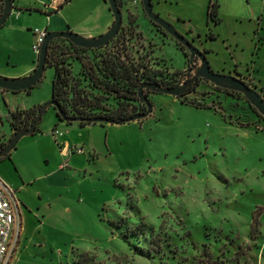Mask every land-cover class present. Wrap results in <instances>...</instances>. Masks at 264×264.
I'll use <instances>...</instances> for the list:
<instances>
[{"label": "rangeland", "instance_id": "1", "mask_svg": "<svg viewBox=\"0 0 264 264\" xmlns=\"http://www.w3.org/2000/svg\"><path fill=\"white\" fill-rule=\"evenodd\" d=\"M118 1L123 23L114 40L127 37L136 56L147 54L155 68L185 74L189 52L149 20L141 0ZM210 1L231 10L220 13V24L208 20ZM98 2L73 0L66 5L71 32L87 31L97 20ZM152 4L154 13L190 42L206 43L212 71L241 75L264 98V12L262 26L258 18L243 16L247 4L264 11V0ZM5 34L0 44L17 50L12 66L37 63L34 40L28 47L26 39ZM257 44L261 53L255 57ZM72 67L79 77L76 63ZM53 75L47 68L29 94L0 89V140L3 131L11 133L8 112L15 105L28 101L31 108L51 101ZM149 101L153 111L146 119L109 125L114 126L110 135L100 124L93 127L96 149L71 150L78 159L74 166L68 157L60 158V151L51 153L47 171L61 165L65 174H57L53 183L38 181L46 170L29 164L32 182L16 188L30 210L23 209V230L10 264H194L205 254L227 264H264V117L242 94L203 80L186 97L152 94ZM105 103L110 109L119 106L113 99ZM58 122L51 107L40 125L51 132ZM57 128L64 133L65 127ZM21 154L0 165V177L9 184L10 177L22 180L17 163L26 156ZM253 217L258 230L251 235Z\"/></svg>", "mask_w": 264, "mask_h": 264}, {"label": "trees", "instance_id": "2", "mask_svg": "<svg viewBox=\"0 0 264 264\" xmlns=\"http://www.w3.org/2000/svg\"><path fill=\"white\" fill-rule=\"evenodd\" d=\"M70 1L65 0L64 4H68ZM118 4L121 6L119 1ZM61 8L62 5L59 6L58 10ZM218 8L217 1H210L207 10L208 20L217 24L221 22ZM3 9V0H0V15L3 13ZM51 14L53 12H49V15ZM208 37L211 40L215 39L213 34H209ZM178 45L186 51L180 43ZM73 62L78 66L79 77L74 74ZM47 68L54 70L51 100L57 103L66 116L88 120L78 123L81 126L97 125L89 122L93 118L102 117L121 121L146 112L145 104L138 99V90L141 84L146 82L159 83L164 87L172 88L181 81L180 77L184 74L182 71L169 73L166 70L155 68L149 55L141 56L138 54L136 56L129 39L127 37L120 38V36L116 40L113 39L107 46L96 49L78 47L63 38L55 39L49 45ZM41 81L42 78L37 84ZM84 82L86 83L84 84ZM197 86L198 82L181 97H186L192 93ZM31 90L26 92L29 93ZM149 94L156 93H147L148 99ZM109 99L117 101L119 106L110 109L105 103ZM182 103L199 109L204 108L201 104L195 102L182 100ZM41 107L34 106L27 110L10 111L8 121L13 134L28 130L36 121ZM54 109L57 112L55 107ZM57 118L60 122H64L58 112ZM67 124L72 125L73 123L67 122ZM38 126L30 135L39 132ZM7 143L0 145L6 147ZM9 156L2 159H8ZM2 159L0 158V161ZM257 230L258 220L253 217L251 235H254ZM201 257L194 264H227L219 259L214 260L208 254Z\"/></svg>", "mask_w": 264, "mask_h": 264}, {"label": "crops", "instance_id": "3", "mask_svg": "<svg viewBox=\"0 0 264 264\" xmlns=\"http://www.w3.org/2000/svg\"><path fill=\"white\" fill-rule=\"evenodd\" d=\"M49 1L50 0H48V2L46 0H38L39 4H35V3L32 4L31 2H29V0H12V7H13L12 13L9 19L7 20L6 24L2 28H0V37L4 39L6 35L5 32L7 31L12 32L14 36H18L19 38L26 39L29 47V43H32V41L35 39V36L33 34V30H34L33 26H38L35 27V29H47L49 32L71 31L73 28L72 24L66 18L64 12L68 9V6L70 5L69 3L72 2L73 0H71L68 3L69 5L67 6V8H65L67 4L64 3L61 4L62 8L60 10H58V8H55L52 11L53 14L51 15H49L50 11L45 10L46 2L49 3ZM101 1H103V3ZM101 1L99 0L98 2L97 14L99 13V15L97 20L94 21L92 24L88 25V28L86 29L87 31H82V32L78 31L80 34H83L85 37H98L104 34L114 22V17L109 9V5L107 4L106 0H101ZM227 11H231V10L229 8L224 9V6H222L221 8L219 7L218 8L219 17H220V13H224V12L226 13ZM244 12L245 15L243 16L247 17L250 20H254L258 18V25L259 26L263 25V21H262L263 19H259L262 17V13L264 12L262 9L261 11H259L258 9L247 4L244 8ZM35 16L38 17L36 21L34 18ZM33 21L36 22V25L32 23ZM193 40L194 42H196L195 38ZM199 42L200 41H198V43ZM199 44H200L199 46L203 47L207 51L205 47L206 43L204 41L200 42ZM258 46L259 44H257L252 49L255 57L261 53L260 47ZM14 52L15 53L17 52L15 48L6 47L0 44V76L11 79H20L31 75L36 69L38 60L37 63L34 65H29V60H28L24 63L22 68L19 67V63L17 62H13L14 65L12 66L11 60L13 59ZM207 54L208 53H206V56ZM2 57L5 58L4 61H2ZM26 103L28 105H25L23 107H21L22 105L20 104L15 105V107L9 110V112L15 110L30 109L29 102L27 101ZM34 106H41V103H36ZM66 124H67L66 122L59 121L58 124L55 125V129H52L51 132L50 129L43 128L41 127V125H39L38 133L23 137L21 141L17 144L16 148L11 152L9 158L2 159L0 161V165H2L4 163L6 164L13 161L12 158L14 160L19 159L20 153L26 156L22 164L17 163L22 180L19 179L18 181L17 179H14V177H10V181L13 182L10 185L13 188H15L18 192L19 189H22L21 187L29 186V183L32 182V180L29 179V175H28L29 164L34 167L35 165L38 167H42V169L46 170L45 172H41L40 176L37 177L36 179L38 181H47L50 184L55 181V176L57 174L65 175L64 168L61 165H59L58 169H54V171L52 172L47 171L48 166H50L52 161L50 155L51 153L57 154V151H60V158L68 157L69 158L68 164L70 166H74L76 163H78V159L76 158L75 153L71 154V150L79 149L78 148L79 146H83L84 149L87 148L89 150L96 149V143L94 142L95 139H93V136L96 133L94 132L93 127H95L96 125L81 126L78 123L76 125L75 124L66 125ZM59 125L62 128L65 127L64 133L58 130L57 127ZM100 125H101V129L103 128L108 131V135H110L111 131L114 129L113 128L114 126H109V124H100ZM55 130H57L58 133L56 135H53V132ZM2 133L3 135H2V139L0 140V143L8 142L11 136L13 135L12 131L11 133H6L5 131H3ZM109 149L111 150L110 144H109ZM29 158L32 161H29ZM5 171L7 170L5 169ZM16 187L19 189H17ZM21 202L23 204L24 212L29 213L30 210L29 203L25 202V200L22 199Z\"/></svg>", "mask_w": 264, "mask_h": 264}, {"label": "water", "instance_id": "4", "mask_svg": "<svg viewBox=\"0 0 264 264\" xmlns=\"http://www.w3.org/2000/svg\"><path fill=\"white\" fill-rule=\"evenodd\" d=\"M142 6L147 17L157 26L161 27L168 35L173 37L177 42L182 44L189 52V69L184 74V77L187 79L181 80L176 86L169 88L164 87L159 83L146 82L141 84L138 90V99L140 102L144 103L146 106V112L138 114L134 117L124 119L121 121L107 119V118H93L89 122L94 124H109V125H123L126 123H132L148 118L152 111L153 107L149 101L146 94L148 92H154L156 94H165L170 95L175 98L181 97L198 79H203L206 82L211 83L217 88H222L229 91H234L241 93L251 106H253L257 112L264 117V98L253 88L249 87L245 82L239 78L232 75H224L220 73H215L212 71L210 63L207 59L205 53H203L199 48L195 47L192 42H190L183 35L178 33L176 29L163 20L159 15L154 13L152 0H141ZM107 4L110 7V11L114 17V22L110 28L102 35L98 37H85L80 34L73 33L71 31L65 32H49L48 36L41 48V52L38 56V63L34 72L24 78L20 79H11L0 76V89L18 93L26 92L34 88V86L42 78L46 66H47V55L50 43L59 38L69 40L71 43L78 47L87 48V49H96L107 46L119 33L122 23H123V13L118 4V0H106ZM4 9L3 13L0 15V28H2L12 13V0H3ZM199 63L196 65V63ZM55 107L57 112L61 116L64 122L70 123H81L88 121L84 118L79 117H68L66 116L61 108L57 105L56 102L50 101L47 104L43 105L38 111V117L36 121L30 126V128L21 133H15L9 139L6 147L0 145V158H5L10 155L11 152L16 148L20 140L32 134L38 124L41 123L42 116L45 112L51 108Z\"/></svg>", "mask_w": 264, "mask_h": 264}, {"label": "built area", "instance_id": "5", "mask_svg": "<svg viewBox=\"0 0 264 264\" xmlns=\"http://www.w3.org/2000/svg\"><path fill=\"white\" fill-rule=\"evenodd\" d=\"M64 2L65 0H50L45 10L52 12ZM48 33L47 29L33 30V50L38 56ZM57 133L55 130L53 135ZM73 151L81 153L82 149ZM22 215L23 204L18 191L0 177V264H10L14 257L23 230Z\"/></svg>", "mask_w": 264, "mask_h": 264}, {"label": "flooded vegetation", "instance_id": "6", "mask_svg": "<svg viewBox=\"0 0 264 264\" xmlns=\"http://www.w3.org/2000/svg\"><path fill=\"white\" fill-rule=\"evenodd\" d=\"M155 25V24H154ZM156 27H158V28H160V29H162L161 27H159V26H157V25H155ZM163 30V29H162ZM164 31V30H163ZM165 32V31H164ZM177 42V41H176ZM200 42H203V41H200ZM199 42V43H200ZM177 43H179V42H177ZM192 43H194V41H192ZM182 45V44H181ZM195 47H197V48H199L203 53H208L203 47H201V46H197L196 44H193ZM200 45V44H199ZM183 46V45H182ZM184 47V46H183ZM185 48V47H184ZM186 49V48H185ZM186 51L188 52V50L186 49ZM198 63V62H197ZM216 73V72H215ZM218 73H220V74H224V75H232V76H234L233 75V73H225V72H222L221 73V71H219ZM235 76L237 77V78H239L240 80H242L243 82H245L249 87H251L252 88V85H251V83L249 82V81H245V79H243V77L241 76V75H238V74H235ZM252 76V75H251ZM252 78L254 79V77L252 76ZM183 79H185V81L187 80L185 77L183 78ZM200 80H203V79H198L197 81H195V83L193 84V85H195L196 84V82H199ZM204 81V80H203ZM209 83V82H208ZM211 84V83H210ZM192 85V86H193ZM191 86V87H192ZM254 88V87H253ZM221 90H224V91H229V90H225V89H222V88H220ZM229 92H234V91H229ZM149 93V92H148ZM154 93V92H153ZM235 93H238V92H235ZM239 94H241V93H239ZM152 94H149L148 96H149V98H150V96H151Z\"/></svg>", "mask_w": 264, "mask_h": 264}]
</instances>
